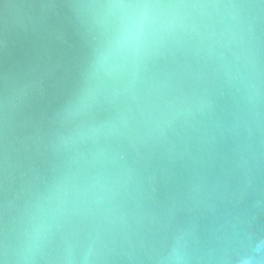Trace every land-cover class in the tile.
I'll use <instances>...</instances> for the list:
<instances>
[{"label": "water", "instance_id": "95a60500", "mask_svg": "<svg viewBox=\"0 0 264 264\" xmlns=\"http://www.w3.org/2000/svg\"><path fill=\"white\" fill-rule=\"evenodd\" d=\"M0 264H264V0H0Z\"/></svg>", "mask_w": 264, "mask_h": 264}]
</instances>
